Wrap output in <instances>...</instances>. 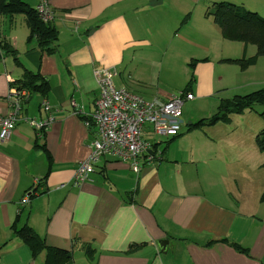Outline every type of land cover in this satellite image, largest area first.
I'll return each mask as SVG.
<instances>
[{
	"label": "crops",
	"instance_id": "0c3cea01",
	"mask_svg": "<svg viewBox=\"0 0 264 264\" xmlns=\"http://www.w3.org/2000/svg\"><path fill=\"white\" fill-rule=\"evenodd\" d=\"M40 1L27 2L36 6ZM48 1L59 39L56 51L44 54L40 67L38 42L27 40L29 29L14 32L15 19L0 14V36L11 41L22 62L11 53L0 58V117L10 112V84L22 77L25 67L40 68L51 83L48 95L30 93L24 99L16 128L9 139L0 140V264H45V253L33 256L14 234L11 227L18 216L20 224H30L49 245L73 250L68 264H264V152L257 145L264 119L254 110L233 114L218 129L215 124L186 132L184 121V133L166 153L162 150L172 137L157 141L147 125L145 138L158 144L149 151L153 160L145 156L139 172L128 161L105 154L88 179L79 186L73 181L97 136L95 124L88 126L86 120L100 93L95 78L99 66L114 67L118 86L148 100L176 94L165 83L177 77V65L188 69L193 59L205 57L209 59L196 64L194 99L214 100L219 108L225 98L264 86V69H256L264 56L245 70L223 60L253 56L257 47L254 53L251 43L238 41L231 44H239V51H227L228 39L206 14L219 0ZM228 1L264 9V0ZM188 13V21L181 24ZM183 27L190 33H180ZM164 34L186 42L169 60L166 56L173 53L161 40ZM215 48L216 60L210 54ZM195 51L203 54L195 56ZM214 62L220 71L207 72ZM45 100L51 111L45 109ZM50 116L55 120L41 138L23 119ZM255 118L259 126L254 132ZM37 140L53 156L43 194H32L49 167L44 151L35 147ZM165 239L163 251L159 241ZM86 243L95 249L93 260L85 253ZM132 243L143 245L126 254ZM235 243L250 255L238 251Z\"/></svg>",
	"mask_w": 264,
	"mask_h": 264
},
{
	"label": "trees",
	"instance_id": "16d2710c",
	"mask_svg": "<svg viewBox=\"0 0 264 264\" xmlns=\"http://www.w3.org/2000/svg\"><path fill=\"white\" fill-rule=\"evenodd\" d=\"M0 14L9 16L12 21H14L18 14H23L25 24L29 29L27 40L32 41L36 39L38 42L40 57L39 67L44 54H53L56 51L59 30L52 22L46 23L40 18L36 6L31 5L26 0H0ZM206 14L212 16L214 21L220 26L224 38L233 41H242L245 44L251 43L257 47V52L253 56L225 58L223 59L224 61L237 63L240 65L241 69L245 70L250 65L255 64L260 56H264V15L259 11L250 9L244 4L228 0H219L213 2ZM189 17L190 13L185 15L181 24H185ZM0 47L2 50V52H0V58L3 56V53H11L15 60L19 64H22L20 58L17 56V49L6 36H0ZM208 59V57H205L203 59H193L190 62L192 74L183 92L191 91L195 81L197 62ZM10 86L18 89L24 88L29 90L31 94L40 93L44 96L48 95L51 90V83L48 78L42 74L40 68L32 70L25 67L22 77L13 81ZM257 105L264 106V86L246 94H237L232 98L221 100L219 108L215 113L211 116L203 117L189 123L186 132L203 129L206 126H212L220 122L229 123L232 120L233 114H241L246 110H254L264 118V110L260 111L257 109ZM183 133L184 132L179 133L170 138L167 141V146L163 148L162 153H166L170 143ZM38 142V140L35 142V147L41 148L44 151L49 162V167L45 175L39 178L37 187L32 191V194L35 191H40L42 194L47 192V189H42L41 187H44L53 164V156L47 145L45 143L39 144ZM157 144V142L153 143V148L156 147ZM257 145L259 149L264 152V127L257 134ZM153 148L151 152H154ZM260 199L264 200V192ZM11 228L16 237L20 238L30 247L33 256L45 253V264H68L73 261V250L49 245L46 238L38 233L30 224H20L19 216L16 217ZM222 241H226V239H222ZM213 242L214 241H210L209 244ZM142 245L143 244L132 243L125 253L132 254ZM234 247L238 251L250 255L248 249L243 246L235 243ZM83 248L88 258L93 260L95 249L91 247V244L86 243L83 245Z\"/></svg>",
	"mask_w": 264,
	"mask_h": 264
},
{
	"label": "built area",
	"instance_id": "2783aa9c",
	"mask_svg": "<svg viewBox=\"0 0 264 264\" xmlns=\"http://www.w3.org/2000/svg\"><path fill=\"white\" fill-rule=\"evenodd\" d=\"M36 10L44 22H52L55 16L53 7L48 0H41ZM118 71L114 67L99 66L95 70V78L100 87L96 108L86 125L95 124L97 136L91 143L89 156L78 164L73 177L74 184L79 186L96 170V164L105 154H112L128 161L131 168L139 172L144 157L151 161L154 156L149 151L153 143L145 138V128L151 126L155 135L174 137L182 132L185 122L183 118L184 104L194 99L191 91L174 94L167 100L158 98L148 100L126 86H118L115 78ZM30 91L12 87L11 110L0 117V140L10 138L16 128L17 120L21 117L23 101L28 98ZM47 111L51 106L47 100L43 103ZM72 105L78 107L75 99ZM79 111V110H77ZM76 111V112H77ZM36 128L38 137H43L49 124L55 120L36 121L23 117ZM156 156V155H155Z\"/></svg>",
	"mask_w": 264,
	"mask_h": 264
},
{
	"label": "rangeland",
	"instance_id": "374dc122",
	"mask_svg": "<svg viewBox=\"0 0 264 264\" xmlns=\"http://www.w3.org/2000/svg\"><path fill=\"white\" fill-rule=\"evenodd\" d=\"M27 1H29L31 4L34 3L33 0H27ZM202 4H204V2ZM202 4H200L199 7H202ZM260 13L262 15H264V9L261 10ZM23 17H24L23 14H18L16 16V18H15L16 24L14 27V32L19 33L23 29H26L28 31L27 25L25 24ZM196 24H197V21H196ZM186 29H187L186 27H183L181 30L179 29L180 33H183V35L190 33V31L185 32ZM161 40L165 41L170 46V49L173 53V54H170V52H169V55L166 56V60H169L175 54L177 55L179 53V51L181 50V46L186 45V42L182 40L181 36L173 37V34H170L168 37H166V34H164L161 37ZM224 41H226V43H228L227 44V51H230L233 53H236L237 51H239V46H238L239 44H237V47H234L231 43H240V42L230 41V40H224ZM250 47H253V48H251V49H253V51H251V52L255 53L256 52V45L250 44ZM194 54H196L195 56H199L203 53H199L198 51H195ZM210 54H211L212 58H214L216 60V58H218V54H219L218 48L213 49ZM250 54H253V53H250ZM22 60H24V58ZM217 63L218 62L208 64L209 66L206 67V71L218 73L220 71V67L218 66L219 64H217ZM184 66L185 65L183 63L180 65L178 64L177 69L175 71L178 73L177 77L176 78L173 77L170 81H167V83H165V87L166 88H168V87L173 88L175 90L176 94H179V93H181V91H183L182 89L185 88V85H186L187 81H189V78L191 77V74H192V69L187 65H186V67L188 69H186ZM234 66L239 67L236 64H234ZM256 69H259V71L264 69V57L262 58V60H260V64L258 65V68H256ZM260 86L263 87V85H260ZM259 88H261V87H258L256 89H259ZM256 89H254V90H256ZM217 108H218V106L216 105L214 100H211L210 104H209L205 99H199L198 100V97H197L196 99L188 101L185 103L184 108H183L184 121L187 124H189L193 121L199 120L200 118L210 116L218 110ZM257 109L262 111V110H264V106L263 105H257ZM221 123H225V122H221ZM223 125H225V124H217L215 127H216V129H218L220 127H225ZM240 126L241 125H239V124L233 125L234 128L240 127ZM258 126H259V122L257 120V124L255 125V127L253 129L254 132H255V130H257ZM244 127H246V126L244 125ZM166 139H167V137L164 135H156L157 141L166 140Z\"/></svg>",
	"mask_w": 264,
	"mask_h": 264
},
{
	"label": "water",
	"instance_id": "95a60500",
	"mask_svg": "<svg viewBox=\"0 0 264 264\" xmlns=\"http://www.w3.org/2000/svg\"><path fill=\"white\" fill-rule=\"evenodd\" d=\"M159 244H160V246H161V249H162L163 251H165V250H166V247H167V245H168V240H167V239H165V240H161V241H159Z\"/></svg>",
	"mask_w": 264,
	"mask_h": 264
}]
</instances>
